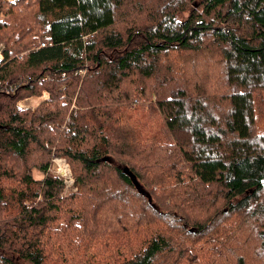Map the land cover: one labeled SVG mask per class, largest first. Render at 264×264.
I'll list each match as a JSON object with an SVG mask.
<instances>
[{
  "label": "trees",
  "instance_id": "trees-1",
  "mask_svg": "<svg viewBox=\"0 0 264 264\" xmlns=\"http://www.w3.org/2000/svg\"><path fill=\"white\" fill-rule=\"evenodd\" d=\"M0 43V264H264L260 224L243 256L215 243L264 219V0L3 2Z\"/></svg>",
  "mask_w": 264,
  "mask_h": 264
},
{
  "label": "rangeland",
  "instance_id": "rangeland-1",
  "mask_svg": "<svg viewBox=\"0 0 264 264\" xmlns=\"http://www.w3.org/2000/svg\"><path fill=\"white\" fill-rule=\"evenodd\" d=\"M15 1L16 0H0V4L3 3V2L13 3ZM3 16L4 15H1V17H3ZM181 16L184 17L185 16V13H183ZM2 48H3V44L0 43V50H2ZM23 54H24V52H20L19 55H18V58L21 57ZM216 61H218V58H216V57H213V58L208 59V62H209L210 65L209 66L206 65L207 67L205 66L201 70H199L198 71V74L197 75H194V79L192 78L193 80H191V83L196 82L195 83V87L197 86L196 88H198V90H199V92H200V94L202 96L204 94L210 95V96L216 94V92H212L211 90L207 91L204 88L205 84H207V85L209 84L210 85V88H211V84H213L212 88L215 91H218V86L219 85L217 86V84L219 82L221 72L223 73V70H222L223 67H222V65L218 66L216 64ZM188 64L190 65L191 64V61H189ZM196 66H204V62L199 61ZM186 70H187L186 68H182V69H180L178 71L173 72L172 73V76L173 77H176V78L178 77L177 78L178 79V82L186 81L187 80V77H188V74H187ZM209 71L213 72V74H214L211 79H214L216 81L212 80L211 82H209L210 79H208L207 76H206ZM181 73H184V74L178 75V74H181ZM216 73L218 74V77L216 76ZM182 77H183V79H182ZM181 79H182V81H180ZM199 85H200V87H199ZM42 97L43 96H41V97H37V96H26V97H23L21 99H18L15 102V106L18 109H20V110H23V109L33 110L37 106V104L40 102V100H41ZM18 104L20 106H18ZM261 110H262V112H264V107H262ZM54 157H63L67 161L68 166H69V170H70V168H71L70 167V159L66 155H64L62 153H58L55 156H53L52 159ZM70 174H71V170H70ZM71 177L73 179L72 174H71ZM74 189L75 188L72 187V184H71V187L70 188H65L64 185H63V189L61 191V195H65L69 191H74ZM259 207L261 209L260 202H259ZM220 209H221V211L223 213H225L227 211V205H222L220 207ZM260 212L261 211H258L257 210L254 213V215L251 216L248 219H244V217L239 218V220L237 221V223L234 224V227L229 230V232L227 233L226 237L223 240H221V241L215 239V243H217V245H219V246L222 245V244H228L229 247H231V245L234 244V243L242 244V245H244V247H243V251L242 252L240 251V255L241 256L245 255V253L248 250L254 248L255 245H256V243H257V241L255 239V235H257V228H255V226H257V225L260 224L262 226V230L264 231V219L263 218L259 219ZM210 213H211L213 219L217 222L218 216L214 212H212V211H210ZM180 216L181 215L179 213V216L178 217H180ZM224 223L226 225H230V224H233V221H231L230 219H228ZM241 231L243 232V235H242V239L240 240L238 238V235L240 234ZM208 240H210V236H208L205 239L200 240L199 243H198V245L199 246H201V245L203 246L204 245L206 247H210V244L207 243ZM180 251H181V248L177 246V247H174V248L169 249L167 251V254L180 253ZM254 253L256 255L260 256L261 260H264V258L260 254V252H257L255 250ZM191 257H192L193 261L194 262H197L198 264H202V262H204V259L202 260L200 258V255H199L198 251H197V254H195L194 256H191ZM246 264H255L250 255H248L247 263Z\"/></svg>",
  "mask_w": 264,
  "mask_h": 264
},
{
  "label": "built area",
  "instance_id": "built-area-1",
  "mask_svg": "<svg viewBox=\"0 0 264 264\" xmlns=\"http://www.w3.org/2000/svg\"><path fill=\"white\" fill-rule=\"evenodd\" d=\"M42 45L43 43L40 44V46ZM0 59H1V53H0ZM13 90H14V86L8 83L0 86V91L6 93H11L13 92ZM18 106L20 105L18 104ZM49 171L50 173H52L62 181L65 188L71 187L73 179L70 174L68 163L63 157H54L49 167Z\"/></svg>",
  "mask_w": 264,
  "mask_h": 264
},
{
  "label": "water",
  "instance_id": "water-1",
  "mask_svg": "<svg viewBox=\"0 0 264 264\" xmlns=\"http://www.w3.org/2000/svg\"><path fill=\"white\" fill-rule=\"evenodd\" d=\"M100 160H104V161H108V162L111 161V159H110L108 156H102V157L100 158ZM122 170H123V172H125V173L131 178V180L133 181L134 185L140 190V188H139L137 182H136L135 179H134V176L129 172V170H127V168H125V167L122 168ZM189 231H191V229H189Z\"/></svg>",
  "mask_w": 264,
  "mask_h": 264
}]
</instances>
